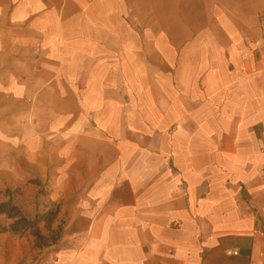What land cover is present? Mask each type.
Listing matches in <instances>:
<instances>
[{"label":"crops","instance_id":"obj_1","mask_svg":"<svg viewBox=\"0 0 264 264\" xmlns=\"http://www.w3.org/2000/svg\"><path fill=\"white\" fill-rule=\"evenodd\" d=\"M0 169L25 264H264V0H0Z\"/></svg>","mask_w":264,"mask_h":264},{"label":"rangeland","instance_id":"obj_2","mask_svg":"<svg viewBox=\"0 0 264 264\" xmlns=\"http://www.w3.org/2000/svg\"><path fill=\"white\" fill-rule=\"evenodd\" d=\"M19 174L15 170L0 169V202H12L30 220H35L39 213L56 208L57 205L48 200L49 186H43L38 191L30 187L28 189L22 185ZM10 223L11 220L6 215H0V229L8 227ZM64 224V219L60 222L57 219L53 227L57 229ZM41 227L44 234L50 235L44 224ZM46 248L48 247H36V237L30 230L23 235L0 230V264H25L27 260L33 263L40 251Z\"/></svg>","mask_w":264,"mask_h":264},{"label":"trees","instance_id":"obj_3","mask_svg":"<svg viewBox=\"0 0 264 264\" xmlns=\"http://www.w3.org/2000/svg\"><path fill=\"white\" fill-rule=\"evenodd\" d=\"M59 210V206H56V208L39 213L35 220H30L12 202H0V215L4 214L11 220L8 227H2L0 230L21 235L30 230L31 234L36 237V247H50L61 239L64 232L65 224L57 229L53 227L55 221L58 219ZM42 224H44L50 235L44 234L41 227Z\"/></svg>","mask_w":264,"mask_h":264},{"label":"built area","instance_id":"obj_4","mask_svg":"<svg viewBox=\"0 0 264 264\" xmlns=\"http://www.w3.org/2000/svg\"><path fill=\"white\" fill-rule=\"evenodd\" d=\"M239 252L237 250L235 251H229L228 254L230 255H237Z\"/></svg>","mask_w":264,"mask_h":264}]
</instances>
